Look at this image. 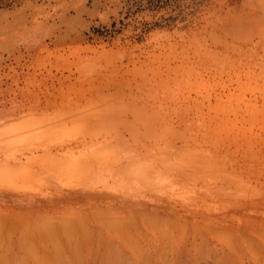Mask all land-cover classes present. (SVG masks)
<instances>
[{"label":"rangeland","instance_id":"1","mask_svg":"<svg viewBox=\"0 0 264 264\" xmlns=\"http://www.w3.org/2000/svg\"><path fill=\"white\" fill-rule=\"evenodd\" d=\"M4 164L13 195L65 193L81 236L14 264H264V0H0ZM38 164L63 174L28 181Z\"/></svg>","mask_w":264,"mask_h":264},{"label":"bare ground","instance_id":"2","mask_svg":"<svg viewBox=\"0 0 264 264\" xmlns=\"http://www.w3.org/2000/svg\"><path fill=\"white\" fill-rule=\"evenodd\" d=\"M232 29H233V27H232ZM91 125L95 126L96 124H91ZM47 149L49 151H51V149H49V148H47ZM5 164L0 166V196H1V198L4 197L2 202H5L7 199H9V196L12 195L14 197L16 196L17 200H21L22 206L14 207L13 209L8 210V211H0V222H1V224L4 223V225H6L5 223H15V225L14 224L12 226L8 225V227H6L7 238L5 241L2 240V236L0 235V237H1L0 240L4 241V243H3L4 247L0 249V264H14V261H15L14 256L19 255L21 253V252H15V250H16L15 246H16V248H20V251L21 250L23 251V249H22L23 245L27 246V245H29L27 243H29L31 241H33L34 243H37L38 241L44 243L43 245H45L47 247L46 250L50 254L59 252V254H61V255L69 256V253L75 255V252H77V250L74 249L75 248L74 244L80 242V240H76V241H78V242L75 241L76 243L74 242V240L77 239V234H79L77 232L78 229L74 228V227L71 229V228H69L67 221L66 222L63 220L60 221L62 219V214H63V213H61L60 204L63 203V206H64L67 195L64 193V194L59 195L58 197L47 198L44 200H38V199H35L32 197H29L26 199V197H24V196H22V198H21V197H18L17 195H13L12 194L13 190L5 187L4 183L7 184L9 181H11V175H13L12 172L14 169V165H10V164L5 165ZM37 166H39V168L37 167L38 169L33 170V171L32 170L29 171V173H28L29 175L27 177L28 181L36 182V180H39L40 175H43V177H41V178L44 181H48L49 179L55 180V178L58 180L59 179L58 177H60V175L63 174L62 172H60L59 167L57 165H53V164L52 165H39L38 164ZM80 166H81L80 162L77 163V166H76V164H75V166L73 165V167L71 169V170H73L72 173L73 174H79L76 172H80ZM83 188H85V187H83ZM0 203H1V201H0ZM44 213H48L49 215H51V216H49L48 221H50V222L53 221L54 223L51 222V224H46L47 223L46 222L45 226L35 227L34 226L35 225L34 223H36L35 219L40 214L43 215ZM76 214L79 215L78 219H80V218L83 219L82 217H86V219H87V215L84 216L83 213H81V211H78ZM89 215H88V217H89ZM60 216H61V218H60ZM73 217H74V215H73ZM58 219H60V220H58ZM74 219L76 221L77 218L75 217ZM16 220L18 221V224H17ZM20 220L22 222L24 221L23 223H28V224L27 225H24L23 223L21 224ZM58 221L61 222V224H58L59 223ZM62 222L64 225L62 224ZM65 223H67V224H65ZM66 225H68V226H66ZM70 226L72 227V224ZM73 229H77V230H75V232H73V233H76V235L73 236V234H71L75 238L70 239V237H69V235L71 233L70 231H73ZM95 230H93V228L91 227V229L89 231L92 233L94 232L93 234L95 235ZM8 231H9V233H8ZM89 231H88V233H89ZM142 232H145L144 233L145 236L140 235L141 238L145 239V242L147 244H149V247H150L149 248V253L151 256L150 259L152 261L159 259L160 249L158 246H159V243H161L160 239L153 237V236L147 237V231L145 230V227H144V229H142ZM81 235L83 236L84 234H81ZM72 236H71V238H72ZM78 236H79V238L81 237L80 234ZM239 237L240 236H238V238ZM83 238H84V236H83ZM83 238H81L82 242H85L86 240L83 241L84 240ZM89 239L91 240L92 237H89ZM85 244L87 245L88 243L86 242ZM190 244H192V242H190ZM82 246H84L83 250H81L83 248ZM82 246H81L82 248H79V249L81 251L85 250L84 254H86V258H89L90 255L93 254L92 252H94V249H92L88 245L86 246V248H85V245H82ZM191 246L192 245H190V247H183L182 249L179 248L177 251H180L179 252L180 254H183V255L185 254L186 256H190L193 253V251H192L193 246L192 247ZM229 246H228L229 249H232V248L235 249V247H233V245L230 247ZM231 251L233 252V250H231ZM235 251H236V249H235ZM220 252H221V250H220ZM262 252H264V251H262ZM71 254H70V256H72ZM220 254H222V253H220ZM226 255H228L227 252L223 257H225ZM233 255H234V253H233ZM228 256H226V257H228ZM226 257L224 258L225 260H226ZM236 257H238V256H236ZM239 259H241V258L239 257ZM91 260H93V258ZM231 262H232V260H231Z\"/></svg>","mask_w":264,"mask_h":264}]
</instances>
